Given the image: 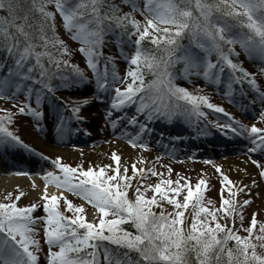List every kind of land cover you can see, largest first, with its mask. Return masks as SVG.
<instances>
[{"label": "snow or ice", "instance_id": "1", "mask_svg": "<svg viewBox=\"0 0 264 264\" xmlns=\"http://www.w3.org/2000/svg\"><path fill=\"white\" fill-rule=\"evenodd\" d=\"M123 3L131 6L130 12L121 13L113 0H0V54L13 62L9 75L0 77V99H18L23 91L25 102L18 106L19 113L31 116L39 128L44 116L43 101L47 99L52 105L57 91H71L93 83L83 70L65 59L70 52L57 35L59 14L64 30L81 45L79 51L95 78L91 99L108 103L106 119L113 129L118 123L112 119L114 111L123 113L129 107L135 108V114L127 118L129 124L139 129L136 137L129 140L133 147L148 150L141 138L152 131L149 125L157 120L172 123L181 119L192 125L194 120L199 123L203 118L212 124L203 110L207 108L223 113L230 121L223 125L216 123L214 127L227 130L225 135L231 132L234 137L247 140V152L259 151L264 155V128L255 124L248 127L236 121L222 107L210 103L208 96L194 95L177 84L181 79L191 83L193 77H202L215 85L227 82L228 95H231L233 83L246 82L256 94L251 103L258 100L261 105L258 122L264 123V91L252 74L233 61V57L240 56L235 50L239 45L250 59H259L260 72L264 74V0H143V8L137 0H123ZM137 12L144 17L143 23L135 18ZM115 29L123 30L118 42L123 44L126 34L132 49L131 55L121 49L129 65L124 78L114 70L108 71V62L115 69L110 57L103 73L98 70L105 38L115 35ZM185 39L187 44L182 43ZM145 41L153 47H144ZM177 65L182 68L176 70ZM68 67L72 69L71 75L63 71ZM147 75L152 78L146 80ZM13 87L15 91H10ZM33 97L35 108L31 104ZM89 103L90 99H84L61 102L54 107L57 136L70 137L80 131L72 124L84 120L81 109ZM69 111L71 116L64 115ZM141 116L143 122L139 119ZM12 117L11 112L0 116V145H20L32 151L9 129ZM41 158L49 160L45 156ZM112 160L115 168L101 167L95 171L81 166L73 168L63 164L60 157L51 159V165L60 175L48 171L44 176L46 187L41 199L45 215L42 217L33 216L37 211L35 204L17 206L22 193L14 201L9 193L5 199L10 202L0 203V264H40L38 221L43 223L48 249L44 257L46 264H264V223L258 226L257 214L253 213L250 226L243 227L241 210L250 200L240 203L232 198L237 192H230L229 198L223 199L217 209L211 201L205 204L203 179L194 187L184 177L145 185L142 181L146 179V172L158 175L154 169L133 164V175L129 176L127 167L121 170L119 155L113 153ZM253 163L264 177V164L256 160ZM109 168L114 174H108ZM171 171L169 168V175ZM216 171L221 169L216 167ZM137 176L140 181L133 186ZM223 182L232 184L227 176ZM48 184L62 190L61 195L49 197ZM148 191L153 193L150 198L146 196ZM64 192L88 202L98 211L99 222H87L84 208L74 206ZM60 201L64 203V210L60 208ZM165 203L171 210L165 208ZM190 207L191 212L186 216ZM68 212L72 213L71 217ZM236 217L240 228L234 222L232 226L228 224L229 219L234 221Z\"/></svg>", "mask_w": 264, "mask_h": 264}, {"label": "rangeland", "instance_id": "2", "mask_svg": "<svg viewBox=\"0 0 264 264\" xmlns=\"http://www.w3.org/2000/svg\"><path fill=\"white\" fill-rule=\"evenodd\" d=\"M140 5L143 6V1H140ZM56 22H57V28L58 31L64 36L65 40H67L68 42H70L72 44V46L79 44L77 41L73 40L71 38V35L69 33H67L64 28H63V22L62 19L60 17H56ZM238 52L240 53V56H242L244 58L245 61H243L241 58V60L243 61L242 67L247 68L250 67V63L249 61L251 59H249L248 56H246V54L243 52L242 49H240V47L238 46L237 49ZM233 61L236 62L238 61V58L233 57ZM247 61V62H246ZM260 68H261V62L259 61V59L254 58V65L252 66V70L255 73V75L257 77H260L261 79L258 80V84L260 85V88H263L264 90V74H262L260 72ZM192 82H195L194 84H188L187 86H185L187 89L191 90L189 92L193 93L194 95H202L204 94L206 91L205 88L203 87V85H201L200 83L202 82V80H200L199 78L193 77L192 78ZM209 84V87H215V84H211V83H207ZM194 86V87H191ZM197 89H199L200 91L197 92ZM221 93L219 94L218 91L216 92H212L211 90L209 92H212L211 95H213L214 97L218 96L215 100L213 99V97L211 98V96H209V100L213 101V102H217V100H222V104H227L229 103L231 105V95H228L229 92V87L226 86L225 88L221 89ZM233 90V89H232ZM10 91H15V90H10ZM92 93V89L90 86H85L84 88H78V90L75 91V96H79L83 99H90V103L86 106L83 107L81 109V115L84 117V120L82 122H80L78 124L79 129L82 131L83 129L87 130V133L85 135H82L81 139L87 140L86 143L84 145H73V146H61V145H55V148H51L54 150H58L59 152L63 151V152H70L69 154H67V156H62L60 154H52L51 152H48V150L45 153V156L49 158V160L51 159H55L57 157L61 158V161L63 164H67L73 168H77L78 166H81L84 170H88L89 168L93 167L95 169H99L101 167H105L107 168L108 166H111V168H115L116 164L115 162L112 160V151L108 148H106V152L105 153H95V149H98L99 145H101V147H107L109 146V144L113 143L112 139H109L107 141H100L98 138L102 137V133L101 131L99 132L98 130L93 131V128H91V125L93 123H91L90 121H95V119H97L99 122L96 123L94 125V128H101L104 129L106 125V127H109L110 130H114L113 127L108 123V120L106 119V108L108 109L109 105L108 103H105V105H99L102 106L104 108H102V110H97L96 108L98 106L95 105V102L92 101L91 97L93 95H91ZM218 93V94H217ZM226 93V94H224ZM22 96L21 100L19 99ZM57 98V102L59 103V105L61 104V102L63 103H69V99H65L60 97L59 95H56ZM25 102V95L23 96L22 93L18 94V99L16 97H13L12 99H0V105L3 107V109H8L10 107H14V104H16L17 106H15L17 108V110L19 111L18 106L22 103ZM48 101H43L42 105L44 104V107L41 108L44 111V116H51L53 120H55V116H54V107L59 106L58 104H53L50 105L49 103L47 104ZM31 104L35 105V99H32ZM46 104V105H45ZM33 108L36 107L32 106ZM134 108L131 107V109H125L126 112H128V114H130V112L135 113V110H133ZM61 111H63V109H60ZM260 110H261V105H260ZM88 112H91V114L89 115ZM122 112H113V117H118L121 115ZM64 115L66 116H71V112H64ZM255 120L257 119V123L256 121L253 122H246L243 121L242 124L247 125L248 127H251L253 124H255V126L257 127H264V123H259L258 122V115L255 114ZM93 116V117H92ZM125 118H127L128 116L124 115ZM112 117V118H113ZM143 119V117H141ZM100 119H103L104 123L101 122ZM16 124H15V128L17 131V136L23 141L29 142V144L31 145H35L37 144L38 141V137L40 136L41 133V129L38 128L37 123L34 121V119L29 116V115H22V114H16ZM118 120V119H117ZM124 120V119H122ZM107 122V123H106ZM42 123V121H41ZM121 123V120H120ZM76 122L73 121L72 126H75ZM98 124V125H97ZM41 126V124H40ZM106 129V128H105ZM53 131V133H51V136L54 137L56 135V125L55 127H52L51 129ZM109 130V131H110ZM107 131V132H109ZM45 135H48V132L46 130H44ZM77 134L74 133L72 135V137H74V135ZM173 139V138H172ZM186 140H188V136L185 138ZM215 140L218 139V136H216L214 138ZM240 144H244L241 146H239V150H245L249 147V144H245V143H240ZM37 146V145H36ZM128 146V145H126ZM131 151L137 153L140 152L141 154L146 153L148 151H150V149L148 148V150H144L142 147H133L132 145L128 146ZM72 152V153H71ZM256 159H260L262 164H264V155L260 154L258 155ZM253 163V160H250ZM46 163L51 164L49 161H47ZM242 164L245 165V163L240 162ZM248 168L251 169V167L249 165ZM47 167H52V169L56 172H58V170H55L53 168L52 165H48ZM121 170L124 167H127L129 169L128 171V175L132 176V164H126L125 166L120 165ZM216 167H219L221 169L220 172L216 171ZM111 168L108 169V174H114L111 171ZM171 168V175H169L168 169ZM151 169H154L155 172L158 174L156 176H151L150 172H146L145 176L146 179L143 180L142 182L145 185H155L156 183H159L161 181V179H171L173 181H176L178 178L180 177H184L187 178L191 185L194 187L195 184L203 179L206 184L204 186H202V191H203V195H204V201L205 204L207 205L208 201L212 202V205L215 208H218V206L222 203L223 199H228L229 198V193L230 192H237V196L233 197L234 199L238 200L240 203H242L244 200H250L251 203L243 208L241 211L243 213L244 216V223H243V227H249V222L252 219V215L253 213L257 214V220H258V225L259 222H263V216H264V177L262 179H258L256 186L258 187V190H256L255 192L252 193L251 191V186H250V182L249 180H245V181H241V182H237L231 179L230 176H228V172L229 169L224 167L222 164H215L213 163V161H211V163H205L204 162V158L202 159H198L195 158L194 156L187 155L186 159H173L169 156H162L159 155L158 156V160L154 162V165L151 167ZM253 170V169H251ZM97 171V170H95ZM58 174L60 175V173L58 172ZM162 174V175H161ZM227 176L229 178L230 181H232L231 185H228L227 183L223 182V177ZM137 180L140 181V176L136 177ZM135 180V179H134ZM133 180V181H134ZM184 181L181 180V184H183ZM135 184H133L134 186ZM245 186H249V187H245ZM244 188V191H238V189ZM19 189H21V186L19 187V185H14L13 188L11 189H7V190H3V192L0 193V203H9L10 201L6 200L5 197L11 193L12 194V198L13 201L15 200V197L19 194ZM30 194H34V192H30ZM61 194V192H60ZM186 194V189H185V193ZM63 195L67 198V200L71 201L72 204L74 206H79V207H83L84 208V216H86V221L88 222H96L98 217H99V213L96 209H94L88 202L84 201L83 199H81L78 196H75L71 193H67L64 192ZM130 195H132V193L130 192ZM183 195V194H182ZM180 196L179 199H182L183 196ZM43 203L44 201L40 198H38L37 196H31V195H25L24 194L21 196L20 200L17 201V206L18 207H29L33 204L37 205V211L33 213L34 217H42L44 216V212H43ZM165 208H167L168 210H171V208L166 204H164ZM64 203L63 201H60V208L61 210H64ZM157 212H159V209H156ZM190 213V211L186 212V216H188ZM222 215V214H221ZM223 223V221H221ZM229 222H234L235 227L239 226L240 228V220L239 217H236L235 220H228ZM230 223V224H231ZM249 225V226H248ZM258 230V227H257ZM36 231L39 233V235L36 237L37 239H39L40 244H41V248L42 251L39 253V255H41L40 257V264H46V261L44 259L46 253H47V245L45 243L44 240V233H43V223L42 221H38L36 224ZM259 250V249H258ZM102 259V258H101Z\"/></svg>", "mask_w": 264, "mask_h": 264}, {"label": "bare ground", "instance_id": "3", "mask_svg": "<svg viewBox=\"0 0 264 264\" xmlns=\"http://www.w3.org/2000/svg\"><path fill=\"white\" fill-rule=\"evenodd\" d=\"M77 101H82L80 98H76ZM93 117V116H92ZM97 121V119H95ZM106 148L110 149L113 153H116L120 156V165L125 166L126 164H136L138 168L143 169H151V167L154 165V162L157 160L158 154L156 152H147V153H135L133 151H130L129 149L125 148L121 145V142H114L113 144H110L107 147H99L98 149H95V153H105ZM48 152H51L54 154H60L62 156H67L70 152H59L58 150H53L47 148ZM13 153V152H12ZM72 153V152H71ZM140 161H144V163H141ZM223 161V160H221ZM224 167L229 169V172L227 173L228 176L231 177L232 180L241 182L245 180H249L252 193L257 190V175H255V172L248 168L246 164H242L239 161L230 160L224 161L222 163ZM45 163L41 162L40 160L34 163L33 166H30V172L31 174H23V175H17L15 173H21L17 170H13L9 173L0 172V193L3 192V190L11 189L14 187V185L21 186V189H19V194L25 195H31V196H37L41 199V197L45 194V180L44 176L48 171H54L52 167L44 168ZM29 172V173H30ZM35 174V175H34ZM58 175V173H56ZM32 176H36V178L33 180ZM255 186H252V185ZM30 192H34V194H30ZM60 193V190H58L54 185L48 184L47 185V194L48 196L57 195Z\"/></svg>", "mask_w": 264, "mask_h": 264}, {"label": "trees", "instance_id": "4", "mask_svg": "<svg viewBox=\"0 0 264 264\" xmlns=\"http://www.w3.org/2000/svg\"><path fill=\"white\" fill-rule=\"evenodd\" d=\"M113 2H114L115 4H117V5H119L120 10H121V13H125V12H124V9H123V7H122V5H123V0H113ZM49 10L54 11V8H53V7H50ZM128 12H130V11L128 10ZM128 12H126V13H128ZM57 15H59V14H57ZM141 23H143V22L141 21ZM229 23H234V21L229 20ZM56 27H57V24H56ZM122 31H123L122 29H115V35H111V34H110V35L106 36V38H105V39H106V43L103 45V47H102V49H101L102 54H103L102 57H101V59L103 60L104 65H105V63L108 61V58H109V57L112 58V61H114V63H115V69H113L112 63L108 62V63H107L108 71L111 73V72L114 70L120 78L122 77V74H124V73L127 72L129 65H127V64H123V62L121 61V58H120V57L125 58L124 55L121 54L120 57H119L117 54L115 55V53H114V51H113L114 48L112 47V45H113L114 43H116V44H117L116 48L118 49V51H120V53H121V49L123 48L124 53H126V54H128V55H131V54H132V49H127V51H126V50H125V47H124L126 44H128V43H127V36H126V34H125V36L123 37L125 42H124L123 44H121V43L118 42V37H120ZM244 31H247V30L245 29ZM57 35L59 36V38H60L61 40H63V41L65 42V44H66V46H67V48H68V50H69V52H70V56L65 57V59H68L69 64H70V65H76V66H78L81 70L84 71L85 75L87 76V78H88L89 80L91 79L90 77H93V78H94L91 69L86 68L85 64L83 63V62H84V61H83L84 59H85V61H87V60H86L85 56L79 51L81 45L78 44V49L72 47L71 44H70L69 42H67L66 40L63 39L62 32L60 33V32L58 31V28H57ZM132 39H133V38H132ZM133 40H134V39H133ZM182 43L187 44V43H188V40L185 39L184 41H182ZM144 47H146V48H151V47H153V46L150 45L147 41H145V42H144ZM116 48H115V49H116ZM12 63H13V62H12L11 60L6 59L5 56H3L2 54H0V70H3V68L5 69V72H6V73H5V77H7V76L9 75V71H10V69H11ZM99 65H100V64H98V70L100 71V68H101V67H100ZM123 65H125L124 68H123ZM180 68H182V65H177V69H176V70H179ZM12 70L14 71V69H12ZM63 71H64V72H67L69 75L72 74V69H71V67L65 68V69H63ZM238 74H239V73H238ZM145 78H146V80H150L152 77H151V75H147ZM94 79H95V78H94ZM109 79H111V77H109ZM181 80H183V79H181ZM129 82H130V81H129ZM53 83L56 84V83H59V81H53ZM29 84H31V82H30ZM177 84H178L180 87H184V88H186V87H185V84H184V83L182 84L181 81H179V80H177ZM186 89H187V88H186ZM187 90L190 91L189 89H187ZM57 92H62V93L64 94V93L67 92V91L59 90V91H57ZM4 114H5L4 111H0V116H2V115H4ZM12 118H13V117H12ZM8 127H9V125H8ZM152 195H153V194H152ZM147 197L150 198V196H148V195H147ZM182 199H183V197H182ZM182 199H180V200L182 201ZM169 206H170V205H169ZM170 207H171V206H170ZM220 207H221V206H220ZM220 207H218V208H220ZM218 208H217V209H218ZM189 211H191V207L189 208ZM189 223H190V219H189ZM230 223H231V222L228 223L229 226H232L233 223H232V224H230ZM259 223H264V220H263V222H259ZM250 224H251V221L249 222V225H250ZM249 225H248V226H249ZM258 226H259V225H258ZM258 226H257V227H258ZM124 227H125L126 229H129V226H128V225H124ZM236 228H239V226H236ZM129 230L135 231L134 229H129ZM240 234H241V235H246V233H243V232H241ZM258 251H259V250H258Z\"/></svg>", "mask_w": 264, "mask_h": 264}]
</instances>
